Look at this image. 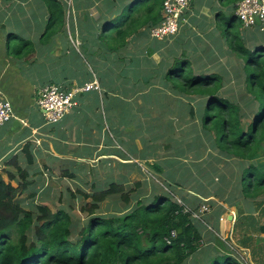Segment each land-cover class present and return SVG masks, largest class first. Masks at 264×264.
<instances>
[{
    "label": "crops",
    "instance_id": "1",
    "mask_svg": "<svg viewBox=\"0 0 264 264\" xmlns=\"http://www.w3.org/2000/svg\"><path fill=\"white\" fill-rule=\"evenodd\" d=\"M58 1L64 10V24L49 32L48 36L51 35L53 40V48L49 50L42 45L47 33L48 0H0V93L10 103L13 113L8 122L0 125V169L14 170L8 162L16 157L17 164L28 169L32 179H49V176L56 174L55 167L67 161L71 164L84 163L87 170L99 166L107 171L113 166L128 168V163H133L138 170L136 161L140 153L122 152L121 147L114 144L116 137L123 143H131L126 129L120 131L118 125L133 122V128L136 127L138 109L133 105V117L127 118L122 113L121 119L119 110L132 106L130 100L137 98L144 87L143 75L154 72L160 65L165 67V63H170L174 56L185 54L195 63L203 56L197 69L211 71L213 63H220L229 51L233 52L227 43L219 39L222 30L218 19L230 15L225 27L229 34L232 22L238 19L235 9L239 0H190L176 34L161 40L151 38L145 32L141 34V29L132 34L127 44L116 52H110L100 44L101 56L96 57L94 46L99 43V35L104 32L105 25L125 15H139V8L143 6L140 4L139 10L129 7L135 5L136 0ZM110 29L113 28L110 26L107 34ZM251 29L264 32L258 28ZM66 37L68 41H65ZM247 37V44L252 40H255V44H261L259 42L264 40L256 35L249 37V33ZM18 38L32 42L30 48L20 56L10 50ZM213 40L220 45L213 43ZM82 48L90 53L91 58L94 57L96 71L84 65L81 70L78 58H82ZM85 68H88V73ZM93 80L98 82L100 90L77 93V103L66 115L53 124L44 121L35 103L39 88L49 83L72 88ZM110 97L121 102L119 105L108 104L105 109V99L109 100ZM137 122L140 128L139 116ZM26 143L33 158L31 164L22 151ZM69 146L89 147L92 151L90 155H77L71 152L73 147ZM257 160V165L264 170V156ZM223 170L220 168L217 174L218 185L222 183L220 175L226 177L227 173ZM69 172L73 173L72 170ZM3 177L5 180L8 178L6 173H3ZM70 179L73 178L67 180ZM228 186L222 183V196L212 189L207 190L210 194L208 197H199L200 203L204 202L209 210L199 209L193 213L199 222L203 244L190 257H196L197 264H209L221 256L222 261L225 256H231L244 264H264V195L256 198H243L240 195L237 199L227 200L223 192L230 188ZM194 193L186 190V194ZM213 195L223 202L218 206L213 205L209 200L215 198ZM186 198L191 199L189 195ZM236 252L240 254L235 255Z\"/></svg>",
    "mask_w": 264,
    "mask_h": 264
},
{
    "label": "trees",
    "instance_id": "2",
    "mask_svg": "<svg viewBox=\"0 0 264 264\" xmlns=\"http://www.w3.org/2000/svg\"><path fill=\"white\" fill-rule=\"evenodd\" d=\"M135 2L145 7L139 15H125L110 21L99 35V43L110 52L125 46L128 38L141 29V34L149 35V29L161 22L163 0ZM47 7L45 38H50V31L63 26L64 10L58 0H48ZM129 7L139 10L134 4ZM110 26L116 30L114 34H107ZM18 42L10 50L20 56L30 48L31 42L23 38H18ZM230 48L243 62L246 95L241 98L242 107L219 95L224 85L222 73L195 71L193 62L183 54L174 56L165 67L160 65L154 75H143V83L146 85L157 78L177 96L185 95L192 101L194 97L202 98L197 103L198 109L192 103L188 107L190 114L200 121L202 133L198 137L209 157L221 156L237 167L233 179L220 175L221 182L231 186L226 199H237L240 195L256 198L264 195V170L255 162L264 156V44L251 49L234 34ZM239 74L235 73V77ZM22 151L27 162L33 163L28 143ZM8 164L14 170L0 169V264H186L203 244L199 222L193 213L200 209L199 197H208V191H197L198 196L192 190L195 193L189 194L191 199L182 196V203L170 192L154 191L147 198H136L133 205L134 188L128 189L125 182L110 181L104 188L93 187L91 192L77 189L78 195L89 200L80 207L86 216L78 224L62 209L53 211L46 204H25L22 194L33 184L30 171L18 165L16 157ZM149 166L159 173L162 171L157 163ZM175 168L180 177L175 175L170 179L166 174L164 179L168 186L183 188L180 182L183 171ZM3 173L7 174L8 181ZM63 175L75 176L69 171ZM13 180L16 186L11 184ZM140 184V181L134 183ZM212 187H216L214 193L222 196L221 185ZM28 195L33 196L34 191ZM110 197L115 198V211L100 213L99 204ZM221 257L209 264H238L231 256H225L223 261Z\"/></svg>",
    "mask_w": 264,
    "mask_h": 264
},
{
    "label": "rangeland",
    "instance_id": "3",
    "mask_svg": "<svg viewBox=\"0 0 264 264\" xmlns=\"http://www.w3.org/2000/svg\"><path fill=\"white\" fill-rule=\"evenodd\" d=\"M82 1L87 2L88 0ZM129 2L127 4H129ZM135 6L139 8L140 4H135ZM65 7L67 11V6ZM139 9L143 11L145 7L143 6ZM229 17L230 15H223L221 19H218V25L222 30L219 39L223 41L224 44L227 43V47L230 48V43L234 34H240V38L246 43V46L251 49L257 44H255V40H252V43L248 42L247 44L248 33L249 37L251 35H256L258 38H264V32L245 28L238 19L232 22V26L229 28V35L225 29L226 21ZM110 33L114 34L115 29H111ZM51 37L46 39L43 37L44 41L42 43L44 48L49 50L53 48V40ZM100 39L103 40L102 38ZM83 40L86 41L87 39ZM65 41H68L67 37L65 38ZM88 41H90V39ZM213 43L220 45L218 41H214ZM213 43L211 45H213ZM259 43L264 44V40ZM14 45L18 46L19 42L15 41ZM77 45L78 44H76V46ZM82 49H80L82 58H78L81 70H83L84 65L85 67L89 66L90 69L96 71L93 65L94 57L91 58L90 53L86 52L84 48ZM87 49L89 50V48ZM27 50L28 49L25 51ZM46 52L48 51L46 50ZM94 52L95 57L101 56L100 43L95 44ZM45 54L49 55L48 53ZM183 55L186 57L185 54ZM177 56H180V54ZM195 61L196 63L193 62L194 69L197 71V65L199 62L203 61V56H200ZM213 64L214 65H211V71L223 74L224 85L219 90V95L226 97L233 102H238L242 107L243 103L241 102V98L246 95L243 81V62L233 52L229 51L228 55L222 57L220 63H217L220 64L218 67H215L217 64ZM85 71L88 73V68H85ZM239 72L240 74L236 78L235 73L237 74ZM150 73L152 74L153 72ZM132 86L135 87L134 85ZM143 86L141 92L138 93V97H132L130 100L132 106H127L126 109L123 108L119 110L121 111L119 119H121L122 113L125 114L127 118L133 117V105H136L138 109V111H136V127L133 128V122L128 123L127 125L125 123L118 125L120 131L126 129V135L131 138V143H123L118 137H116L117 142L114 141L115 145L121 147L122 152H128L131 154L140 153V155L138 154L139 158L136 161L139 169L137 170L133 163L132 165L131 163H128V168L123 166L118 168L112 165L114 168L109 171L104 170L101 166L94 170H87L84 163L71 164L70 161H67V163L61 166L57 165V167H55L56 169H54L56 174L49 176V179H33L31 187H28V190L22 194L23 199L27 201L25 204H46L53 211L62 209L69 213L74 223L79 224L86 216V214L80 210V207L89 200H85L81 195H78L76 192L77 189L91 192L93 187H95V189L104 188L110 181L125 182L128 189L134 188L133 192H131L132 196L135 195V199L131 200V204L133 205L135 204L136 198H147V196L152 195L151 193L154 191L162 194L170 192V194H174V198L178 202L182 203L181 197L189 195L186 194V190H195L196 193H198L197 191L200 190L204 192L212 190L213 188L216 189V187L212 186L218 185L219 180L217 173L220 168H224L223 171L227 173L226 178L233 179L237 172L235 164L232 161L222 159L221 156L209 157L205 144L202 142V139L198 137L199 132L200 134L202 133L200 121L197 116H192L190 114L188 107L189 103H192L196 106V109H198L197 103H200L202 98L194 97L192 101L185 95L183 97L177 96L176 94H173V92L168 91L158 79H152V81L150 80L148 84H143ZM114 87L116 88L115 85ZM131 92L133 93V91ZM106 99L104 102L105 109H107L108 104L119 105L121 102L119 100L116 102V99L112 97H110L109 100ZM137 115L141 118L140 128L137 126ZM130 128H133L134 131L130 130ZM116 134L117 133H115V135ZM69 147H73L71 152L77 155H90L92 151L89 147ZM257 161L258 160L255 161L256 164ZM152 163L159 164L162 171L159 173L149 166V164ZM87 167L88 169L90 168V166ZM175 167H178L183 171V178L180 179L183 188L177 186L173 187V185L168 186L166 182L167 180L164 179V175L166 174L170 179L175 175H180ZM61 168L73 171L75 176L72 180L70 179L72 184L67 180L69 177L63 175V169ZM175 170L177 171L175 172L176 174L173 173ZM6 181H8V178ZM135 181H140V186H135ZM11 183L14 186L17 185L16 181H12ZM228 187H230L228 188L230 191L231 186L229 185ZM228 190L226 189L223 192V194L226 193L224 196L229 194ZM31 191H34L33 196L28 195ZM213 198L214 199H209L213 205L218 206L220 205V202H223L220 198H217V195H213ZM114 199V197H110L102 201L99 204V212L104 214L114 212ZM204 204V202L200 203V207ZM227 209L228 207L225 212H227ZM72 237H74V235H72ZM239 254L240 253L237 252L235 253V255ZM194 259L190 257L187 259L186 264H197L196 257ZM241 259L245 260L243 257ZM233 261L242 264L239 260Z\"/></svg>",
    "mask_w": 264,
    "mask_h": 264
},
{
    "label": "built area",
    "instance_id": "4",
    "mask_svg": "<svg viewBox=\"0 0 264 264\" xmlns=\"http://www.w3.org/2000/svg\"><path fill=\"white\" fill-rule=\"evenodd\" d=\"M190 0H163L162 20L149 29V36L155 39H166L177 33L188 8ZM236 17L245 28H258L264 31V0H239ZM99 89L98 82H86L80 86L64 88L61 85L49 83L36 91L35 103L46 123H55L66 115L77 103L79 92ZM13 117L10 103L0 93V125ZM201 211H208L207 205L200 207ZM195 214V213H194Z\"/></svg>",
    "mask_w": 264,
    "mask_h": 264
}]
</instances>
